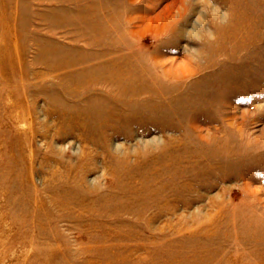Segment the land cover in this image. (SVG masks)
Listing matches in <instances>:
<instances>
[{
	"label": "rangeland",
	"instance_id": "374dc122",
	"mask_svg": "<svg viewBox=\"0 0 264 264\" xmlns=\"http://www.w3.org/2000/svg\"><path fill=\"white\" fill-rule=\"evenodd\" d=\"M0 264H264V0H0Z\"/></svg>",
	"mask_w": 264,
	"mask_h": 264
},
{
	"label": "bare ground",
	"instance_id": "6f19581e",
	"mask_svg": "<svg viewBox=\"0 0 264 264\" xmlns=\"http://www.w3.org/2000/svg\"><path fill=\"white\" fill-rule=\"evenodd\" d=\"M123 78V77H122Z\"/></svg>",
	"mask_w": 264,
	"mask_h": 264
}]
</instances>
